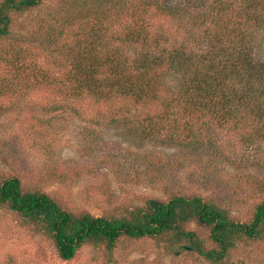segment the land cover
Instances as JSON below:
<instances>
[{
  "label": "rangeland",
  "instance_id": "374dc122",
  "mask_svg": "<svg viewBox=\"0 0 264 264\" xmlns=\"http://www.w3.org/2000/svg\"><path fill=\"white\" fill-rule=\"evenodd\" d=\"M188 1L201 16H192L187 25L156 11L148 16L162 44L190 39L187 46L197 49L207 43L209 25L216 30L211 18L200 23L206 6ZM212 1L207 0L208 7ZM126 5L142 8L143 0H42L12 13L11 32L0 39V179L19 176L26 191L46 192L77 214L121 216L177 191L199 194L229 208L235 219L250 220L264 201V144L247 147L239 130L232 138L226 135L225 143L204 137L195 150L178 136L189 131L177 117L180 111L137 108L121 98L98 105L73 90L84 68L90 77L99 71L101 78L111 76L117 45L129 53L128 44L114 40L131 25L125 11L116 16ZM245 6L234 0L229 10L234 16L253 10ZM259 36L256 55L264 59V30ZM148 125L159 129L158 135L147 138ZM200 130L226 132L208 124ZM185 227L214 245L208 226L192 221ZM179 243L172 234L122 235L111 249L86 242L66 260L40 224L0 206V264H211L193 251L179 250ZM229 262L264 264V240H240Z\"/></svg>",
  "mask_w": 264,
  "mask_h": 264
},
{
  "label": "trees",
  "instance_id": "16d2710c",
  "mask_svg": "<svg viewBox=\"0 0 264 264\" xmlns=\"http://www.w3.org/2000/svg\"><path fill=\"white\" fill-rule=\"evenodd\" d=\"M221 2L213 0L208 7L207 0H197L199 6H206L207 19H201L200 23L211 18V23L217 26L215 30L209 25L205 31L207 43L197 49L187 46L190 39L162 44L163 37L149 25L148 18L156 11L187 25L193 21L192 16H201L193 12L195 2L143 0L142 8L119 7L116 16L125 11L131 25L124 37L117 34L114 40L128 44L129 53L124 54L116 46L110 60L111 76L101 78L97 76L100 71H96L97 75L90 77L84 68V75L75 78L76 95L94 98L98 105L121 98L137 108L180 111L181 115L176 116L181 122L184 120L189 131L178 136L190 140L195 150L201 148L199 143H203L204 137L225 143L226 135L232 138L239 130L247 147L258 143L261 146L264 144V59L256 55V50L258 36L264 30V0H242L246 8L253 10H241L236 16L229 10L234 0H224L222 10ZM41 3L42 0H0V39L11 32L12 13ZM234 17L239 21H234ZM148 122L154 125L153 117ZM205 124L222 127L226 132L203 133L200 128ZM150 125L144 130L147 138L152 132L155 135L160 132ZM0 206L40 224L66 260L74 258L86 242H103L111 249L122 235L140 238L172 234L180 240L179 250L193 251L211 264H230V253L240 240H264V201L256 205L248 221L235 219L229 208L199 194L177 191L167 200L150 198L128 214L95 216L67 210L46 192L26 191L19 176L11 175L0 179ZM192 221L209 227L213 246H208L196 230L185 227Z\"/></svg>",
  "mask_w": 264,
  "mask_h": 264
}]
</instances>
